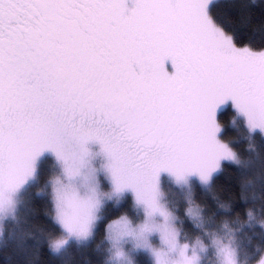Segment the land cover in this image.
<instances>
[{"label":"snow or ice","instance_id":"obj_1","mask_svg":"<svg viewBox=\"0 0 264 264\" xmlns=\"http://www.w3.org/2000/svg\"><path fill=\"white\" fill-rule=\"evenodd\" d=\"M218 6L0 0V239L11 225L8 240L35 250L25 264L101 231L102 264H264V198L241 225L214 191L225 162L251 171L218 114L264 140V46L240 43ZM252 183L239 185L245 206ZM37 197L51 224L40 238L27 230Z\"/></svg>","mask_w":264,"mask_h":264},{"label":"trees","instance_id":"obj_2","mask_svg":"<svg viewBox=\"0 0 264 264\" xmlns=\"http://www.w3.org/2000/svg\"><path fill=\"white\" fill-rule=\"evenodd\" d=\"M241 3L251 6V16L246 11H238ZM262 3H264V0H256L254 5L251 4V0H218L219 6L216 12L221 23L230 31L237 33L240 43L249 42V37H251L252 45L259 48L264 46V40L261 39V32L264 31V28H262V25H264V12L261 11L260 7ZM231 116H233V110L228 108L218 114L219 122L223 126L221 135L224 141L230 143V146L243 160L249 161L251 171L241 175L239 168L226 164L224 170L216 177L214 191L221 198L232 200L237 209L234 218L239 217L241 225H248L247 212L255 207L256 214L259 215V203L264 198V189L258 186L260 181L256 179V175L264 171V143L257 139L259 142L253 141L254 147L249 149L245 143L246 133L244 130L228 126V118ZM247 180H252L253 183L249 185L245 193L248 197L245 206V202L241 199L239 185ZM196 198L202 204L210 203L207 194L203 192L197 191ZM44 211L41 198L37 197L32 223L27 226V230L31 231L33 237L39 235L40 238L39 229L51 227L50 222L44 216ZM244 231H249V229L245 228ZM102 238L103 232L101 231L87 245L77 247L72 244L64 254L55 257L52 256L45 245L40 253L39 264H88V261H91L92 264H102L105 257L103 253L96 250V246L100 244ZM27 239L29 245L34 244L31 238ZM34 255L35 250L33 247L24 251L16 248L15 241L11 240L6 246L0 247V264H25V261L31 260Z\"/></svg>","mask_w":264,"mask_h":264},{"label":"rangeland","instance_id":"obj_3","mask_svg":"<svg viewBox=\"0 0 264 264\" xmlns=\"http://www.w3.org/2000/svg\"><path fill=\"white\" fill-rule=\"evenodd\" d=\"M227 108H228V107H225L224 109H227ZM228 109H230V108H228ZM230 110H231V109H230ZM228 119H229V121H228V126H229L230 128H236V127H238L239 130H244V132L246 133V129L244 128L243 123L240 121V118H239L238 116L235 115L234 111H233V116H231V117L228 118ZM221 127H222V130H223V126H221ZM257 139H259V138H257ZM260 141H262V142L264 143V140H260ZM245 143L247 144V146L249 147V149H250L251 147H252V148L254 147V142H253V141H249V140L247 139L246 135H245ZM232 148H233V147H232ZM226 164H229V163L225 162L224 165H223V168L225 167ZM229 165H232V164H229ZM46 178H47V177H46ZM42 183H43V180H42ZM199 192H201V191H199ZM166 195H167L170 199H173V200H176V201L181 200V196H182V194H181L179 191L175 190V189H173V190H171V191H168V192L166 193ZM113 218H118V216H114ZM10 230H11V225L6 224V225H5V235H4V237H3L2 239H0V247H2V246L5 245V244H4V241H7V244L10 243L11 240H8V238H7V233H8ZM36 238H39V235H37ZM74 245H75V244H74ZM75 246H76V245H75ZM83 246H84V245H83Z\"/></svg>","mask_w":264,"mask_h":264}]
</instances>
